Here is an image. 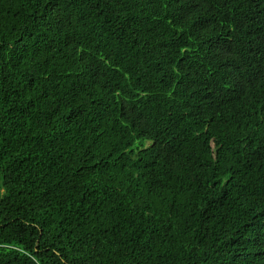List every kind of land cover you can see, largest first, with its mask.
<instances>
[{
    "label": "trees",
    "instance_id": "1",
    "mask_svg": "<svg viewBox=\"0 0 264 264\" xmlns=\"http://www.w3.org/2000/svg\"><path fill=\"white\" fill-rule=\"evenodd\" d=\"M0 264H264V0H0Z\"/></svg>",
    "mask_w": 264,
    "mask_h": 264
}]
</instances>
